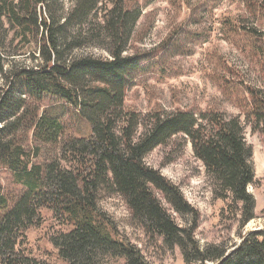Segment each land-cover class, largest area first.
I'll use <instances>...</instances> for the list:
<instances>
[{
  "label": "trees",
  "instance_id": "16d2710c",
  "mask_svg": "<svg viewBox=\"0 0 264 264\" xmlns=\"http://www.w3.org/2000/svg\"><path fill=\"white\" fill-rule=\"evenodd\" d=\"M60 1L0 0V170L21 188L7 197L0 186V264H43L22 248L43 210L67 228L51 239L65 264H149L99 209L113 195L145 236L177 247L185 264H264V231L245 236L228 256L220 247L201 249L197 212L144 161L182 136L215 196L238 206L245 225L254 218L247 192L254 175L239 117L180 110L142 116L128 108L127 89L150 65L145 55H126L141 18L136 0H72L65 12ZM243 1L264 13V0ZM88 46L108 58L78 54ZM26 54L32 65L12 60L5 67L8 57ZM249 96L246 123L264 140V94L250 89ZM42 148L54 155L40 162ZM157 196L191 224L179 227Z\"/></svg>",
  "mask_w": 264,
  "mask_h": 264
},
{
  "label": "rangeland",
  "instance_id": "374dc122",
  "mask_svg": "<svg viewBox=\"0 0 264 264\" xmlns=\"http://www.w3.org/2000/svg\"><path fill=\"white\" fill-rule=\"evenodd\" d=\"M71 2L61 0L60 9L67 11ZM135 3L141 10V18L126 55H145L150 65L130 84L125 106L142 116L156 111L169 114L180 110L196 115L216 111L227 118L239 117L242 124L244 142L251 150L248 164L254 175L247 192L255 202L254 218L245 225L240 223L238 206H232L230 199L215 196L202 163L193 156L190 143L182 136L155 149L144 160L178 187L197 212L194 238L198 246L220 247L228 256L245 236L264 231V140L258 132L251 131L243 114L244 104L250 102V89L264 94V13L255 14L243 0H136ZM78 54L108 58L106 52L90 46ZM28 55L8 57L5 67L12 60L32 65ZM80 128L87 132L86 127ZM70 131L75 135L74 130ZM53 155L54 150L42 148L40 162ZM0 186L7 197L16 196L21 190L6 170H0ZM157 197L179 227L188 226L190 217H179ZM99 209L112 219L120 238L140 250L149 264H185L177 247L169 250L160 240L144 235L117 195L102 198ZM41 216V225L25 232L22 248L43 264H65L51 239L67 228L47 210L41 211Z\"/></svg>",
  "mask_w": 264,
  "mask_h": 264
},
{
  "label": "bare ground",
  "instance_id": "6f19581e",
  "mask_svg": "<svg viewBox=\"0 0 264 264\" xmlns=\"http://www.w3.org/2000/svg\"><path fill=\"white\" fill-rule=\"evenodd\" d=\"M177 137V136H176Z\"/></svg>",
  "mask_w": 264,
  "mask_h": 264
}]
</instances>
